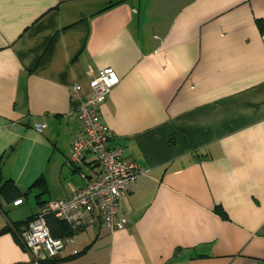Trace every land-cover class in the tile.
Returning a JSON list of instances; mask_svg holds the SVG:
<instances>
[{"label":"crops","instance_id":"1","mask_svg":"<svg viewBox=\"0 0 264 264\" xmlns=\"http://www.w3.org/2000/svg\"><path fill=\"white\" fill-rule=\"evenodd\" d=\"M112 65L99 114L138 167L128 221L87 215L58 257L89 247L53 264H264V0H0V166L26 192L0 193V229L101 170L90 152L70 161L71 88L86 99ZM18 238L0 232V264L47 257Z\"/></svg>","mask_w":264,"mask_h":264},{"label":"built area","instance_id":"2","mask_svg":"<svg viewBox=\"0 0 264 264\" xmlns=\"http://www.w3.org/2000/svg\"><path fill=\"white\" fill-rule=\"evenodd\" d=\"M123 72L118 66L104 67L88 78L90 95L81 100L80 86L71 88L73 98L80 99L76 117L82 135L70 146V161H80L86 152L96 156L101 170L86 179V184L75 190L68 199L47 201L38 215L32 218L20 235L23 247L30 251L43 250L47 257L55 258L72 241V235L54 237L46 221L52 213L76 229L87 215L96 213L103 225L116 230L126 227L127 217L119 212L121 196L130 188L138 173L135 162L124 157L123 148L111 144V132L100 120L99 107L111 90L120 83ZM46 118H38L45 122ZM85 177V175H82Z\"/></svg>","mask_w":264,"mask_h":264},{"label":"trees","instance_id":"3","mask_svg":"<svg viewBox=\"0 0 264 264\" xmlns=\"http://www.w3.org/2000/svg\"><path fill=\"white\" fill-rule=\"evenodd\" d=\"M33 186L46 189L45 180L38 179L37 181L34 182ZM0 193L8 201H16L18 198H20L21 196H24L26 193V192H23L11 179L3 178L1 166H0ZM45 203L46 201L42 203V207ZM215 211L218 214H220L222 217L227 218V214L221 206L216 205ZM35 216L29 218L27 221H24V222L13 223L11 224L12 226L10 227L5 226L0 229V232L12 229L13 232H16L18 234L19 238L17 239V241H19L20 235L23 232V230L27 227L28 222ZM45 218L49 226L50 232L54 237H64L68 235H74L77 229H79L78 227L76 229H72L71 226L67 222H65L63 219L55 217L52 213L46 214ZM22 226H23V229H21ZM87 247H85L81 252H77L65 258H60L58 256L55 258L46 257L44 260L42 259L38 260V263L39 264H53L62 259H70L84 252Z\"/></svg>","mask_w":264,"mask_h":264}]
</instances>
